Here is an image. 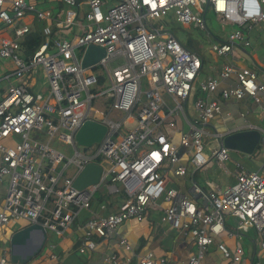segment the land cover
Wrapping results in <instances>:
<instances>
[{"label": "built area", "instance_id": "obj_1", "mask_svg": "<svg viewBox=\"0 0 264 264\" xmlns=\"http://www.w3.org/2000/svg\"><path fill=\"white\" fill-rule=\"evenodd\" d=\"M60 1L66 9L57 6L54 12L38 8L31 0H0V25H13V35L0 29V57L10 58L13 64L4 79L20 80L8 82L0 97V185L7 179L0 206V236L4 226L20 220L38 223L59 236L79 221L78 251L86 253L108 243L125 221H141L148 208H159L163 222L194 241L196 251L187 264H200L214 242L226 264H241L245 251L240 243L230 248L215 239L240 240L248 228L259 233L256 246L264 250V173L260 170L248 171L236 161L235 180L223 188L204 191L193 182L191 193L200 196L201 204L167 187L165 179L166 174L186 173L179 146L194 172L210 159L225 169L230 149L222 138L231 130L213 132L209 123L221 112V100L240 101L249 96L260 103L264 73L260 78L256 69L228 60L215 68V76L199 81L200 54L159 25L173 11L180 24L195 23L207 29L210 10L221 22L234 26L227 39L211 49L218 57L233 56L235 48L246 52L251 47L250 30L264 22V0H118L110 7L108 0ZM28 14L41 24L44 41L24 59L21 42L34 30L33 23L23 20ZM89 45L102 48L105 54L96 63L82 66ZM255 64L264 66V58ZM39 68L46 83L33 77ZM197 92L201 95L193 99ZM98 101L108 109L107 115L95 107ZM260 109L264 116V104ZM86 120L107 127L90 154L77 149L75 141ZM236 130L240 129H232ZM258 130L264 144V128ZM54 137L70 144L73 155L52 147L49 141ZM213 138L217 139L214 144ZM6 139L18 141L11 147ZM89 162L101 167L99 181L76 189L73 181ZM70 166L74 172L69 176L65 171ZM101 183L110 193L124 196L114 212L92 210ZM83 210L90 216L80 220ZM228 218L235 220L234 228L226 226ZM119 245L131 254L104 253L103 264H130L134 258L135 264H171L152 252L134 253L125 239ZM53 248L50 244L49 249ZM1 251L0 264H7L8 251ZM49 257L58 256L51 253ZM249 264L262 263L257 259Z\"/></svg>", "mask_w": 264, "mask_h": 264}, {"label": "crops", "instance_id": "obj_2", "mask_svg": "<svg viewBox=\"0 0 264 264\" xmlns=\"http://www.w3.org/2000/svg\"><path fill=\"white\" fill-rule=\"evenodd\" d=\"M34 23L35 21L33 22V25ZM249 56L254 63L258 61L256 54L255 55L252 54ZM231 57H232L231 58L232 63L236 64L234 61V54ZM236 66L240 67L247 65L236 64ZM247 67L253 68L252 66H247ZM261 71H262L261 73H258L260 78L263 76L264 73V70ZM263 79L264 77L262 78V80ZM230 82H231L230 80L225 81L223 82V85L229 84ZM197 94L198 96L201 95L199 92H197ZM260 99H261L260 103L255 102L254 99L249 96H245L240 101L234 99L225 101L220 99L222 110L217 115H219L223 123L225 122L223 110L225 111V115L227 118H231L232 120L237 119L238 124H236L232 128H229V125L224 123V125L227 126V130L241 129L244 128L242 126H244L245 124H249L253 127H256V129L262 130L264 128V124L259 125L258 122L262 121L261 119L264 118L260 109L261 105L264 104V94H260ZM247 112L248 114L244 115ZM209 129L213 132L215 131L224 132V131H218L216 126L213 125L212 121L209 123ZM261 137H262V131H261ZM179 153L181 155L180 162L186 167V173L183 176L168 174L170 176L169 181L171 182L170 187L172 186L174 187L178 185L176 189H178L181 194L193 198L194 201H196V203L198 204L199 203L201 204L200 196L193 195L191 193V187L193 185V182L204 191H212L217 188H223L233 183L235 180L234 162L236 161L241 162L240 160L232 158L230 156V161L226 163L225 169H222L216 164V162L213 159H210L209 162L201 169L195 172L192 170V177L196 173L198 174V177L197 179L191 178L192 181L191 179H189L190 185L187 186L185 189V187H181V185L183 186L184 184H186L185 176L187 175L188 168L193 169V167L191 166V164H189L188 158L183 154L184 150L180 149ZM254 159L257 162V164H253L255 166L254 169H250L249 167H246L245 164L242 162L241 164L248 171L262 170L264 163V154L262 153L261 155L256 156ZM6 185H7V179L4 180L3 183L0 185V206L2 204V198L6 191L5 190ZM108 194H116V193H110V191L107 188V195ZM119 204L110 200L106 201L105 199H103V201L99 203L93 202L92 210L98 214H107L116 211L120 206ZM163 206H166V203H163ZM161 215H162V210H160L159 208L157 209L148 208L145 212L144 218L141 221L129 222L131 224V234H130L129 243L125 237L120 235L121 232L119 231V228L126 223L124 222L121 226H119L116 234L108 243L106 244L103 243L101 246L98 247L97 250L87 251L86 253H80L78 251V247L80 246L82 239V230L80 229L81 226H79L81 222L79 221L78 223L75 222L70 229L66 230L65 233L62 236H60L59 241L48 240V234H47V240L45 246L47 247L48 250L39 257H36L38 256L36 255L26 264H103L102 259L104 253L114 252L118 256H122V257L130 255L131 254L130 250H125L122 246L119 245V243L118 245L116 244L115 242L116 236H120V239H125L134 253L141 255L147 252H152L155 257L165 258L169 260L171 264H187L190 256L195 253L194 248H196V246L194 241L190 238L189 235L176 230L175 228L171 227V225L168 224L167 222H163L161 220ZM22 221L24 222L19 224L18 229L28 224V222H26L25 220ZM226 226L228 228H234L235 220H233L232 218H228L226 221ZM6 228L2 230L1 232L2 235L0 236V255L2 253L1 249L5 248L8 251L7 256L9 259V255H10L9 238L7 239L5 237V234L3 235V233L6 232ZM251 229L254 228H248L246 231H242L240 240H237L236 237L231 238L227 236H221L216 238L215 241H222L225 244H227L230 248H232L236 242L244 240V234H245L244 232H248ZM254 230L256 231V229ZM124 232L126 233L127 229H125ZM256 233L258 234L259 237L258 241H259L260 235L257 231ZM258 241L252 239V243H253L252 248L247 251L244 248L245 251L244 260L241 264H249L250 262H253L257 259L260 260L262 257H264V250H259L258 246H256ZM50 244L54 245V248L51 250L49 249ZM51 253H55L58 256L57 259H50L48 255ZM10 263L11 261L9 259L8 264ZM130 264H135V258L131 260ZM200 264H226V260H224L222 254L218 250L216 242L208 246L204 258Z\"/></svg>", "mask_w": 264, "mask_h": 264}, {"label": "rangeland", "instance_id": "obj_3", "mask_svg": "<svg viewBox=\"0 0 264 264\" xmlns=\"http://www.w3.org/2000/svg\"><path fill=\"white\" fill-rule=\"evenodd\" d=\"M108 1H109L108 7L112 6L113 4L118 3V0H108ZM31 2L33 4H35L38 8L54 9L53 10L54 12L58 11V10H56L57 6H62L64 9H66V5L63 4L60 0H40L39 2H37V0H31ZM263 7H264V4H263ZM103 10H104V12L106 11L104 8H103ZM23 20H28L31 23H33L35 21V18H33V16L31 14H28V15L23 17ZM159 25H163V26L167 27L168 29H170L171 31H173L184 47L192 48L200 54V56L203 59V65H202V68H201V71H200V74L198 77L199 81L203 80L204 78H206L208 76H215L216 75V69L215 68L217 66H220L224 62H226L228 59L231 60V58H232L231 56H228V57L220 56V57H218L211 49V47L214 43H218L219 41L226 40L227 37L229 36V34L231 33V31L234 29V26H232L230 24H224L210 10L206 13L207 29H201L195 23H191L189 26H184V25L180 24L179 22L176 21V18L173 14V11H169L167 13L166 17L162 20V22L159 23ZM0 29H3V31H5L6 33L13 35V25L6 27V26H3L1 24ZM68 31H71V29H69ZM249 35H250V41H251L252 47L245 48L247 51L246 53L235 48V50H234V61L236 64H246L247 66H252L254 69L258 70V73H261L262 72L261 70H264V67L259 68L258 66H256V64L253 62V60L250 58L249 55H252V54L255 55L256 54L257 59L261 62L263 61V58H264V22H260V23L255 24V26L250 30ZM62 37L63 38L66 37V33L63 32ZM67 37H70L69 33L67 34ZM22 48L24 50L23 45H22ZM21 56L25 59V57H26L25 50L21 54ZM12 66H13V64H12L10 58L0 57V68L2 70V72L0 74V97H1V94L3 93L5 85L8 82H12L15 84L20 82L19 79L16 80L15 78H11L10 81H7V79H4L5 78L4 74L5 73L9 74L11 72ZM33 77H35V78L37 77V80L46 83L45 73L41 68L37 69L36 73H33ZM197 97H198V94H195L193 99H196ZM95 107L99 109V112L102 115L108 114V109H104V105L101 103V101L96 102ZM186 107L189 108V104H187ZM110 115L115 116V114L113 112L110 113ZM223 115H224V119H225L224 123L228 124L229 128H232L236 124H238L237 119L232 120L231 118H227L224 110H223ZM242 120H243V118H242ZM261 120L262 121L258 122L259 125L264 124V118ZM212 122H213V125L216 126L218 131L227 130V126L224 125V123L222 122L219 115L216 114L212 118ZM31 134L34 135L35 132H32ZM176 139H177V137H176ZM45 140H47V138H45ZM16 141H18V139H16ZM16 141H13L11 139L4 140L6 145L11 146V147L15 146ZM216 141H217V139L213 138L211 143L214 144ZM203 143L206 144V141L203 140ZM49 144L52 147L56 148L57 150L62 151L67 156L73 155V152H74L73 147L70 144L60 142L57 139V137L52 138L49 141ZM96 146H97V143L91 145L90 147L84 148V149H83V147H80L78 145L76 147L80 151H85L86 153L90 154L93 150H95ZM180 149H183V147L179 146V150ZM205 151L207 153L210 152L208 149H205ZM262 153L264 154L263 141L259 142V145L257 146V148L250 155H241L237 151L230 150V156L232 158L240 160L242 163L245 164L246 167H249L250 169H254L255 166L253 164H257V162L254 158L258 155H261ZM192 170H193L192 168H188L187 175L185 176L186 184H184L183 186L181 185V187H185V189H186V187L190 185L189 179H191V178L197 179V177H198L197 173L194 174V176L192 177ZM73 172H74V169L72 166H70L66 169L65 174L70 176L73 174ZM260 172L264 173L263 170H260ZM165 179H166L167 187H170L171 182L169 181L170 176L168 174L165 175ZM191 181H192V179H191ZM115 185L118 188L121 187V185L119 183H116ZM177 186H174V187L172 186V187L177 188ZM108 195H107V186L105 184L101 183L99 186V189L95 193V197L102 196L106 201L110 200V201H113V202L118 203V204L119 203L121 204L124 200V196H122L119 193L108 194ZM89 216L90 215H89L88 211L83 210L80 212L79 219L82 220V219L87 218ZM130 220H127L128 222L125 221L126 223L119 228V231L121 232L120 235L125 237L128 240V243L130 242V234H131V224L129 222H136V221L139 222L136 219H130ZM22 222H24V221L20 220L17 223H13L11 225L4 226L2 228V230L5 229L6 227H8V228H6V232L3 233V235L5 234V237L7 239L10 238L11 234L18 229L19 224H21ZM125 229H127L126 233L124 232ZM2 230H1V232H2ZM244 233H245L244 234V240L239 241L238 243H240V245L243 248H245V250L247 251V250L252 248V245H253L252 239H255V241H258L259 237H258V234L256 233V231L254 229H251L248 232H244ZM47 234H48V240H53V241H59L60 240V236L58 234H56L55 232L47 230ZM119 241H120V236H116L115 242L117 245H118ZM194 249H195L194 251H196V248H194ZM47 250H48L47 247L44 246L42 248V250L37 254L38 256H36V257L43 255ZM261 259L260 260H261L262 264H264V257H262ZM7 264H8V262H7ZM10 264H14V263L11 262Z\"/></svg>", "mask_w": 264, "mask_h": 264}, {"label": "water", "instance_id": "obj_4", "mask_svg": "<svg viewBox=\"0 0 264 264\" xmlns=\"http://www.w3.org/2000/svg\"><path fill=\"white\" fill-rule=\"evenodd\" d=\"M104 50L96 45H89L82 58V66L96 63L103 55ZM107 127L94 120H86L75 134L76 144L87 148L99 143L103 138ZM222 138V144L230 150L241 155H250L254 152L262 140L261 132L256 128H243L232 131ZM262 170L264 172V163ZM101 174V167L94 163H87L73 181V187L83 189L88 185L97 183ZM35 236V237H34ZM34 237V238H33ZM264 239V230L262 232ZM47 240L46 230L38 223L27 224L14 231L10 238L9 259L14 264H26L35 257L45 246Z\"/></svg>", "mask_w": 264, "mask_h": 264}, {"label": "trees", "instance_id": "obj_5", "mask_svg": "<svg viewBox=\"0 0 264 264\" xmlns=\"http://www.w3.org/2000/svg\"><path fill=\"white\" fill-rule=\"evenodd\" d=\"M40 0H37V2H39ZM41 24L37 23L35 21L34 23V30L33 32L29 33L28 35L25 36L22 45L24 47L25 50V54L26 57L25 59H29V57L31 56V54L39 47V45L44 41V36L41 33L40 30ZM189 50H194L192 48H187ZM195 51V50H194ZM103 197L102 196H97L95 197L94 195V201L93 202H102L103 201Z\"/></svg>", "mask_w": 264, "mask_h": 264}]
</instances>
